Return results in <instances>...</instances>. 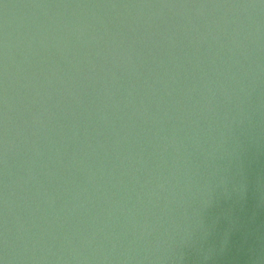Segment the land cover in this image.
Here are the masks:
<instances>
[{
    "label": "water",
    "instance_id": "1",
    "mask_svg": "<svg viewBox=\"0 0 264 264\" xmlns=\"http://www.w3.org/2000/svg\"><path fill=\"white\" fill-rule=\"evenodd\" d=\"M0 264H264V0H0Z\"/></svg>",
    "mask_w": 264,
    "mask_h": 264
}]
</instances>
